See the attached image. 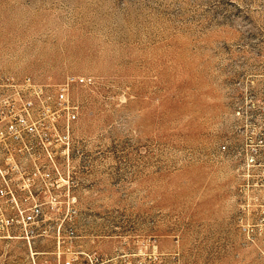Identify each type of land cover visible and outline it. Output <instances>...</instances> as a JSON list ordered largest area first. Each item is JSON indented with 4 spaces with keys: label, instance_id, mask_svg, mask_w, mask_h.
<instances>
[{
    "label": "rangeland",
    "instance_id": "rangeland-1",
    "mask_svg": "<svg viewBox=\"0 0 264 264\" xmlns=\"http://www.w3.org/2000/svg\"><path fill=\"white\" fill-rule=\"evenodd\" d=\"M71 75L69 159L0 176V264H264V0H0V106Z\"/></svg>",
    "mask_w": 264,
    "mask_h": 264
},
{
    "label": "built area",
    "instance_id": "built-area-1",
    "mask_svg": "<svg viewBox=\"0 0 264 264\" xmlns=\"http://www.w3.org/2000/svg\"><path fill=\"white\" fill-rule=\"evenodd\" d=\"M91 83V78L71 75L64 83L51 90L45 85L35 83L30 77L22 80L18 85L20 88L18 95L23 105L0 106V150L7 152L6 157L0 155V161L8 162L7 167L0 166V176L42 178L52 181L53 173L47 170L49 164L54 165L59 173L53 146L64 144L69 159L73 124L79 116L80 107L72 100L71 92L75 86H88ZM26 93L32 98L24 101L21 95ZM61 119H64V126L60 130ZM40 162L47 164L41 165ZM57 184L58 181L49 183L46 188L50 189ZM9 193L12 194L7 189H0V197ZM54 200L50 202L53 203ZM75 202L76 198L73 197V203ZM41 211V205H35L31 214L22 217L24 225L38 226ZM13 224V219L6 221V225ZM63 264L82 263H78V257H74Z\"/></svg>",
    "mask_w": 264,
    "mask_h": 264
},
{
    "label": "crops",
    "instance_id": "crops-1",
    "mask_svg": "<svg viewBox=\"0 0 264 264\" xmlns=\"http://www.w3.org/2000/svg\"><path fill=\"white\" fill-rule=\"evenodd\" d=\"M38 254H40V253H38L37 251H35V255H38Z\"/></svg>",
    "mask_w": 264,
    "mask_h": 264
}]
</instances>
